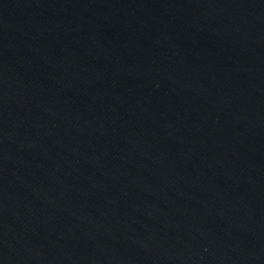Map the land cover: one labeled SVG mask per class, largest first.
Wrapping results in <instances>:
<instances>
[{
	"label": "water",
	"instance_id": "water-1",
	"mask_svg": "<svg viewBox=\"0 0 264 264\" xmlns=\"http://www.w3.org/2000/svg\"><path fill=\"white\" fill-rule=\"evenodd\" d=\"M0 264H264V0H0Z\"/></svg>",
	"mask_w": 264,
	"mask_h": 264
}]
</instances>
